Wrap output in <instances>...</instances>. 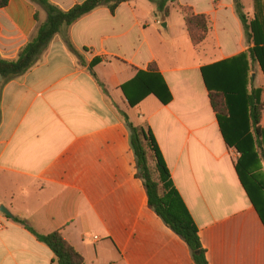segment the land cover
<instances>
[{"label":"crops","instance_id":"1","mask_svg":"<svg viewBox=\"0 0 264 264\" xmlns=\"http://www.w3.org/2000/svg\"><path fill=\"white\" fill-rule=\"evenodd\" d=\"M48 1L69 11L86 0ZM241 3L248 24L257 22L248 38L234 0H177L166 21L149 0L114 14L101 7L63 29L28 73L8 83L0 77V208L11 214L0 210V264H56L13 218L43 234L61 232L84 264H195L149 206L124 114L152 131L209 264H264V224L204 79V71L216 76L217 66L248 54L247 89L262 90L264 103V72L249 56L264 48V0ZM182 8L209 21L198 45ZM47 18L30 0H10L0 9V56L16 60ZM152 65L173 99L164 105L149 95L131 107L122 87Z\"/></svg>","mask_w":264,"mask_h":264},{"label":"trees","instance_id":"2","mask_svg":"<svg viewBox=\"0 0 264 264\" xmlns=\"http://www.w3.org/2000/svg\"><path fill=\"white\" fill-rule=\"evenodd\" d=\"M30 1L42 7L47 12L48 18L39 26L35 36L22 49L16 60L9 61L0 56V77L4 83L22 77L33 69L52 40L62 33L63 29H68L101 7H107L114 14L119 6L133 0H86L69 11L59 9L48 0ZM149 1L155 4L157 16L166 21L170 17L171 4L177 0ZM9 2L10 0H0V9L7 7ZM234 3L248 38L249 31L255 32L257 22L248 24L241 0H234ZM182 11L191 40L195 45L200 44L210 30L207 17L195 15L189 8H182ZM64 41L68 49L79 56L68 35L64 36ZM249 56L252 62L260 63L264 72V48L250 50ZM216 68L218 70L216 76H208L204 71L211 105L217 113L227 146L235 149L240 155L235 164L237 174L264 224V181L259 180L257 174L264 164V128L261 126L264 111L263 92L259 89L251 91L247 89L248 54L229 60ZM156 72L155 66L152 65L148 73L139 72L133 81L122 87L131 107L137 106L149 95L156 96L164 105L172 101L173 97L169 88ZM101 86L103 87L102 84ZM132 86H135L134 91L137 92L135 98H132L128 91V88ZM124 118L131 130V143L137 158L138 177L145 183L149 206L165 225L188 245L195 264H209L198 227L172 182L152 131L143 126L134 125L125 114ZM13 221L22 225L53 252V263L84 264L81 254L66 242L61 232L43 234L25 220L13 218Z\"/></svg>","mask_w":264,"mask_h":264},{"label":"rangeland","instance_id":"3","mask_svg":"<svg viewBox=\"0 0 264 264\" xmlns=\"http://www.w3.org/2000/svg\"><path fill=\"white\" fill-rule=\"evenodd\" d=\"M259 180L264 181V164L261 169L258 170Z\"/></svg>","mask_w":264,"mask_h":264},{"label":"water","instance_id":"4","mask_svg":"<svg viewBox=\"0 0 264 264\" xmlns=\"http://www.w3.org/2000/svg\"><path fill=\"white\" fill-rule=\"evenodd\" d=\"M166 27H167V25L164 24L163 25V28H166ZM0 210H1V212H3L4 214H6L7 216H11V214L8 212V210L5 207L1 206Z\"/></svg>","mask_w":264,"mask_h":264},{"label":"built area","instance_id":"5","mask_svg":"<svg viewBox=\"0 0 264 264\" xmlns=\"http://www.w3.org/2000/svg\"><path fill=\"white\" fill-rule=\"evenodd\" d=\"M240 156V155H239ZM95 239H98L97 237Z\"/></svg>","mask_w":264,"mask_h":264}]
</instances>
